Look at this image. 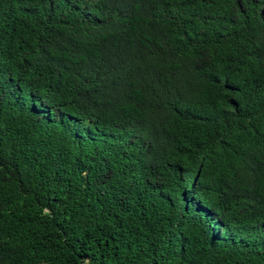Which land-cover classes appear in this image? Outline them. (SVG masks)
Listing matches in <instances>:
<instances>
[{
  "label": "trees",
  "instance_id": "16d2710c",
  "mask_svg": "<svg viewBox=\"0 0 264 264\" xmlns=\"http://www.w3.org/2000/svg\"><path fill=\"white\" fill-rule=\"evenodd\" d=\"M0 264H264V0H0Z\"/></svg>",
  "mask_w": 264,
  "mask_h": 264
}]
</instances>
